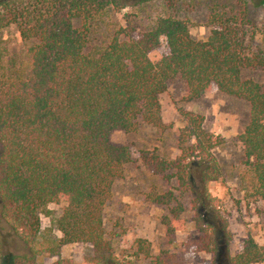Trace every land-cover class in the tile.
Returning <instances> with one entry per match:
<instances>
[{"label":"trees","instance_id":"16d2710c","mask_svg":"<svg viewBox=\"0 0 264 264\" xmlns=\"http://www.w3.org/2000/svg\"><path fill=\"white\" fill-rule=\"evenodd\" d=\"M130 1L0 0V29L16 26L29 44L26 65L0 75V222L32 254L41 210L62 204L53 218L59 243L88 245L90 264H121L103 216L132 155L110 135L133 133L141 123L160 128L159 97L176 78L184 81L188 101L215 88L248 104V122L238 137L247 167L245 192L264 202V88L242 78L245 70L264 69V55L248 54L239 21L219 11H211L204 40L192 38L186 20L158 16L146 28L121 30L107 45L88 52L87 23L130 7ZM247 3L264 8V0ZM76 21L83 27L76 28ZM163 43L168 52L153 62L150 54ZM182 117L179 158L139 153L145 169L169 186L147 195L165 209L161 223L169 248L150 257L149 243L135 240L136 256L150 258V264H189L190 251L219 254L217 231L204 219L208 212L218 216L219 202L208 190L221 178L213 154L218 143L199 115L185 112ZM185 198H190L200 235L180 242L177 237L188 224ZM1 244L0 229V260ZM228 264H264V246L243 240Z\"/></svg>","mask_w":264,"mask_h":264},{"label":"rangeland","instance_id":"374dc122","mask_svg":"<svg viewBox=\"0 0 264 264\" xmlns=\"http://www.w3.org/2000/svg\"><path fill=\"white\" fill-rule=\"evenodd\" d=\"M135 1L131 0V6L122 11H109L87 23L83 29H87L88 52L107 45L121 30L130 32L146 28L158 16L186 20L192 38L204 40L209 35L207 23L211 11H219L226 16L233 15L239 21L240 36L248 54L264 55V8L253 7L247 3L248 0H150L134 5ZM74 25L79 29L83 27L81 21H76ZM28 47L16 26L0 29V75L23 68L28 61ZM167 52L163 43L149 57L156 62ZM242 78L264 88V69L245 70ZM159 102L160 128L141 123L133 133L118 130L110 135L114 144L128 147L132 155L131 162L125 167V176L114 184L112 200L103 216L106 230L114 239V249L120 263L150 264V258L136 256V239L149 243L150 257L169 248L161 223L165 209L151 203L147 196L155 190L166 192L169 186L145 169L139 153L154 152L169 161L179 158L178 136L185 125L182 117L185 112L199 115L204 130L215 136L218 144L213 154L221 171V178L208 186L210 195L219 202L218 216L208 212L204 218L217 231L219 254L213 257L190 251L187 254L188 263L228 264L242 241L248 238L264 246V202L246 196L244 179L247 167L238 139L248 122V104L241 99L228 97L215 88L197 100L188 101L186 85L180 78L168 83ZM196 167L193 165L195 185L198 184ZM181 201L186 208L188 224L177 239L180 242L197 239L200 228L192 222L196 213L190 198ZM62 207V204H50L41 210L40 231L32 242L35 254L1 221L0 264H90L92 249L88 245L59 243L61 235L53 226V218L61 213Z\"/></svg>","mask_w":264,"mask_h":264}]
</instances>
